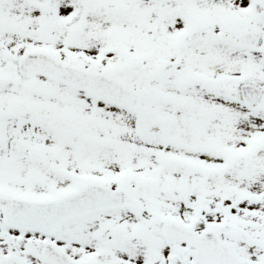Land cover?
<instances>
[{"label": "snow or ice", "instance_id": "obj_1", "mask_svg": "<svg viewBox=\"0 0 264 264\" xmlns=\"http://www.w3.org/2000/svg\"><path fill=\"white\" fill-rule=\"evenodd\" d=\"M0 264H264V0H0Z\"/></svg>", "mask_w": 264, "mask_h": 264}]
</instances>
